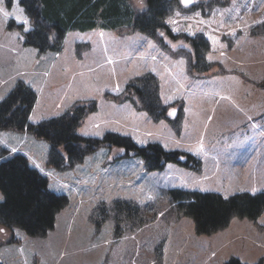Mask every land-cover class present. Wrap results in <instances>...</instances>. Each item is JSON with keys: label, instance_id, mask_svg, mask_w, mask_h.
Returning <instances> with one entry per match:
<instances>
[{"label": "rangeland", "instance_id": "obj_1", "mask_svg": "<svg viewBox=\"0 0 264 264\" xmlns=\"http://www.w3.org/2000/svg\"><path fill=\"white\" fill-rule=\"evenodd\" d=\"M176 3L165 21L174 33L209 42L207 72L195 70L183 48L164 47L126 26L69 31L61 51L40 52L24 43L16 26L32 25L19 0H0V100L25 82L37 97L32 123L89 101L95 108L78 133L111 141L58 167L47 140L0 129V149H7L2 158L23 154L49 188L66 197L43 235L13 227L11 237L2 229L6 264H225L231 258L264 264V212L255 219L234 216L221 230L199 234L171 194L264 192V0ZM148 73L157 78L166 118L154 119L126 92L129 82ZM123 136L139 146L185 152L191 163L149 170L118 145ZM121 202L130 213L117 209ZM133 205L138 211L131 213Z\"/></svg>", "mask_w": 264, "mask_h": 264}, {"label": "trees", "instance_id": "obj_2", "mask_svg": "<svg viewBox=\"0 0 264 264\" xmlns=\"http://www.w3.org/2000/svg\"><path fill=\"white\" fill-rule=\"evenodd\" d=\"M176 1L143 0L140 6L135 0H19L32 25L27 30L23 24L16 26L23 34L24 43L40 52L61 51L69 31L126 26L158 38L164 47L183 48L188 51L193 68L207 72L211 66L206 57L209 42L201 35L174 33L165 21ZM13 24L11 20L9 26ZM156 79L148 73L134 78L125 89L136 106L154 119H163L167 117L166 106L161 101ZM36 98V92L29 85L18 82L0 100V129L29 131L47 140L51 145L50 162L58 167L81 160L98 145H111L109 136L86 138L77 131L83 117L95 108L91 102L78 101L60 115L32 123L29 116ZM118 145L140 156L149 170L162 169L167 162L188 165L192 160L185 152L166 150L157 143L139 146L126 136L120 137ZM6 151L0 149V191L4 195L0 201V245L4 242L2 229H8L11 237L13 227L32 236L43 235L53 227L56 213L66 204V197L52 191L46 177L23 154L2 158ZM127 155L130 154L127 152ZM171 194L178 211L194 220L199 234L221 230L234 216L255 219L264 212V192H240L225 197L212 191L171 189ZM133 206L131 213L138 211L137 205ZM118 207L130 213L125 204ZM0 264H6L1 257ZM225 264L248 263L231 258Z\"/></svg>", "mask_w": 264, "mask_h": 264}, {"label": "snow or ice", "instance_id": "obj_3", "mask_svg": "<svg viewBox=\"0 0 264 264\" xmlns=\"http://www.w3.org/2000/svg\"><path fill=\"white\" fill-rule=\"evenodd\" d=\"M191 2V0H183V3L185 4V5H187V4H189ZM4 15H5V17L8 15V13H4ZM27 22V21H26ZM161 36H163V33H161ZM170 43V42H169ZM150 46H153L154 47V45H150ZM172 47L173 48H175L176 47V45H172ZM181 63H183V61H181ZM175 113L173 112V113H171V115H174Z\"/></svg>", "mask_w": 264, "mask_h": 264}, {"label": "flooded vegetation", "instance_id": "obj_4", "mask_svg": "<svg viewBox=\"0 0 264 264\" xmlns=\"http://www.w3.org/2000/svg\"><path fill=\"white\" fill-rule=\"evenodd\" d=\"M195 3H196V0H191V2L188 5H194Z\"/></svg>", "mask_w": 264, "mask_h": 264}]
</instances>
